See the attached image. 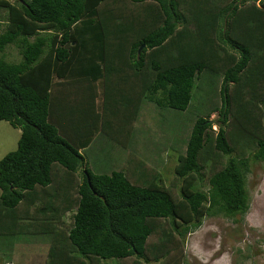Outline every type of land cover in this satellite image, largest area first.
Masks as SVG:
<instances>
[{
	"label": "trees",
	"instance_id": "trees-1",
	"mask_svg": "<svg viewBox=\"0 0 264 264\" xmlns=\"http://www.w3.org/2000/svg\"><path fill=\"white\" fill-rule=\"evenodd\" d=\"M8 1L0 0L7 10L0 50L13 43L20 59L0 57V120L18 128L19 136L15 149L0 157V221L6 223L0 232L47 233L42 264H118L130 256L129 264H140L147 251L166 252L172 242L169 230L147 242L161 218L182 238L205 214L246 212L247 172L252 162H264V126L256 125L250 101L264 79V0ZM92 48L102 63L96 72L84 65L92 62ZM213 75L208 91L206 79ZM217 84L220 105L209 106L206 98ZM196 90L198 114L174 170L186 182L210 169L206 190L181 185L173 199L152 169L132 168L138 177H150L144 183L131 181L124 168L87 167L79 150L103 129L106 103L110 112L129 114L133 128L144 100L182 112ZM213 111L218 117L212 136ZM248 146L252 150L243 155ZM216 155L226 160L214 170ZM54 163L72 174L75 195L65 194L59 181L52 185ZM59 178L62 184L69 179ZM50 185L44 199L48 194L38 192ZM34 198L42 200L40 206ZM29 201L47 225L14 223L13 214L26 213L23 204ZM70 208L66 227L62 216Z\"/></svg>",
	"mask_w": 264,
	"mask_h": 264
},
{
	"label": "rangeland",
	"instance_id": "rangeland-1",
	"mask_svg": "<svg viewBox=\"0 0 264 264\" xmlns=\"http://www.w3.org/2000/svg\"><path fill=\"white\" fill-rule=\"evenodd\" d=\"M8 2H13V0ZM114 6L120 5L116 3ZM5 16H7V10L3 6H0V32L3 31L5 26ZM18 48L13 43L7 44L0 50V57L9 63H16L20 59ZM81 53L87 56L86 51H82ZM97 54L98 51L92 48L90 55L92 62L84 64L92 72H96L99 69L98 66L102 69V63L96 57ZM98 63L101 64L97 65ZM111 74L112 76L118 75L117 72H111ZM80 75L82 74L74 75V77ZM214 77V75L207 76L206 84L208 91L212 88ZM98 80H95L98 89L97 104L101 101ZM258 81L260 86L256 90L257 93L249 91L253 97L250 100L253 103L251 110L256 115V125L264 126V79L261 78ZM110 82L117 85L123 83L122 81L120 83H118L119 81ZM217 89L218 84L215 85L213 92L206 98L209 104V96L211 97L209 106L219 107L220 105ZM195 92L189 108L182 112L165 107L158 108L144 100L140 106L137 120L132 126L133 128L130 127L129 114L128 116H121L116 111L110 112L112 107L106 103L110 106V109L108 110L109 112L107 111L109 114L105 113V115H101L102 118L107 117L106 123L102 124L103 129H100L95 134L94 141L90 142L82 150L87 167L92 172H110L111 170L124 168L123 170H125L127 177L131 181L140 179L143 182L144 179V183L148 182L147 179L150 177H138L136 172L139 168L144 173L152 169L159 173L156 176V182L159 185L167 186L173 199L179 198L181 185L184 187L191 185L194 189L206 190L208 188L207 177L211 173L210 169L202 168L200 175H193V179L186 182H181V177L174 170L177 160L176 155L183 153L190 127L195 119L194 117H196L195 114H198L196 108L193 107L199 104V93L197 90ZM204 107L206 112L208 106ZM201 113L203 112H199L200 115H203ZM217 117V111H213L208 115V120L211 122V130H208V132L212 136L217 128L214 123ZM18 136V128L12 127L6 121L0 120V157L6 152L15 149ZM251 147H246L243 155H247L246 153L252 150ZM247 149L249 150L247 151ZM214 160V170H216L223 165L226 157L216 155ZM53 166L52 185H57L56 182L59 181V186L64 188L65 194L75 195L73 188L70 189L73 184L72 174L57 163H54ZM126 168L128 169L126 170ZM132 168L138 170L133 172ZM60 169L66 172L62 174ZM59 174L61 176L66 174L69 179H66L65 183L62 184ZM73 175L75 174L73 173ZM245 187L248 194V208L244 214L233 217L220 213L205 214L202 216L200 224L188 230L182 238L170 229L166 219H159L156 222L155 231L148 236L147 242L162 238L164 230L170 231L172 242L166 243L169 246L166 252L160 251L154 254L147 251V260L142 261L141 259L139 261L140 264H264L263 161H254L250 164V172H247ZM50 188L51 185L48 189L46 188V191H39L38 193L48 194L44 197V199H48L51 192ZM37 190L38 188H36ZM33 201L36 203V206H40L42 200L34 198ZM31 202L23 204V210L26 213L16 211L17 214H13L14 223L21 226L23 224L25 228L47 225L46 222L40 221L42 220V216H34L37 215L36 211L38 210L32 208ZM61 202H63L62 199H60ZM70 209L66 210L62 216L63 226L66 227L71 224L70 212L73 211V208ZM30 211H32V214L34 212V214L30 215L28 213ZM8 219L10 220L9 217ZM4 224H6L4 221H0L1 226ZM38 232L32 233L30 229L28 232L18 235L11 232H0V264H42L45 258L46 247L49 244V235ZM132 259V256L121 259L118 264H129Z\"/></svg>",
	"mask_w": 264,
	"mask_h": 264
},
{
	"label": "crops",
	"instance_id": "crops-1",
	"mask_svg": "<svg viewBox=\"0 0 264 264\" xmlns=\"http://www.w3.org/2000/svg\"><path fill=\"white\" fill-rule=\"evenodd\" d=\"M140 112V111H139ZM133 130V129H132ZM94 141V140H93ZM92 142V141H91ZM85 148V147H84ZM84 148L80 149L79 151L82 153V150H84ZM6 261V260H4ZM8 263V262H7Z\"/></svg>",
	"mask_w": 264,
	"mask_h": 264
},
{
	"label": "water",
	"instance_id": "water-1",
	"mask_svg": "<svg viewBox=\"0 0 264 264\" xmlns=\"http://www.w3.org/2000/svg\"><path fill=\"white\" fill-rule=\"evenodd\" d=\"M141 46H142V45H141ZM141 46L137 49V53H138L139 49L141 48Z\"/></svg>",
	"mask_w": 264,
	"mask_h": 264
}]
</instances>
